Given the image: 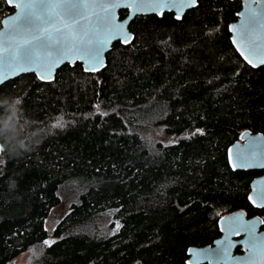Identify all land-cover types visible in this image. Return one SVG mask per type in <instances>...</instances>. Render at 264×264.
<instances>
[{"label": "trees", "instance_id": "1", "mask_svg": "<svg viewBox=\"0 0 264 264\" xmlns=\"http://www.w3.org/2000/svg\"><path fill=\"white\" fill-rule=\"evenodd\" d=\"M240 8L197 0L179 19L136 15L98 72L66 63L52 81L0 85V264L24 251L27 264H188L223 214L264 221L248 199L263 171L227 156L243 130L264 133V64L249 65L228 30ZM11 11L0 0V19ZM150 127L170 141L150 144ZM64 187L75 199L49 234ZM108 212L114 232L86 229Z\"/></svg>", "mask_w": 264, "mask_h": 264}, {"label": "water", "instance_id": "2", "mask_svg": "<svg viewBox=\"0 0 264 264\" xmlns=\"http://www.w3.org/2000/svg\"><path fill=\"white\" fill-rule=\"evenodd\" d=\"M241 8L237 12L236 20L229 24L228 30L230 32V39L233 46L240 54V56L251 66L258 67L264 63H260L264 60V0H240ZM7 4L12 7V11L4 15L0 19V34L8 31V24L5 21L11 22L12 18L18 15L21 11V6L24 3H28L29 0H6ZM48 3H55L57 0H47ZM73 3H78L83 7V12L86 17V22L90 27L97 28L94 21L98 16L107 15L104 10L114 0H71ZM120 7H117L115 11L114 25L117 30L122 26L123 35L127 37L124 39L123 36L113 38L107 47L101 54L102 63L97 67L90 66V63L86 58H81L78 55L69 54L68 58L59 64H56L49 70L33 68L31 71L19 72L17 75L10 76L9 78L0 82V85L10 79H13L20 74L33 73L36 77L45 82L52 81L55 77L56 71L63 64L74 65L76 62L82 65V68L86 72L96 73L106 65V55L110 51L112 45L116 41H120L124 44L130 42L133 38V33L129 29L130 22L136 15L146 14H158L155 11L150 10V5L147 3L144 5L143 11H137V0H119ZM197 5V0L194 5L185 4L181 6L177 4L172 10H165L164 12H172L175 17H181L184 12ZM125 9L127 14L124 17H120L119 11ZM56 12L60 13V18H64L63 8H56ZM163 12V13H164ZM162 13V14H163ZM249 16L256 17V24L251 28L249 32L245 34L242 29V25L245 23ZM53 25L52 27H55ZM45 27H48L45 25ZM105 33L102 28H97V35L103 36ZM19 39V37H18ZM236 43H233V41ZM239 45V47H237ZM0 47L8 48L9 41L3 36H0ZM243 53V55L241 54ZM5 53L0 52V56ZM247 57V59H245ZM251 61V63L249 62ZM41 76L44 78L42 79ZM245 153L249 159L242 161L240 154ZM227 156L229 163L234 170H249L259 169L264 170L261 164H264V133L256 132L253 133L250 130H243L239 139L234 141L227 149ZM243 165V166H242ZM248 199L252 205L256 208L264 207V173L255 176L250 182V190L248 192ZM237 219H242L246 223H255L256 230L255 235L257 240L255 242V248L249 244V236L243 231H235V224ZM262 219L258 215L248 217L242 210L233 211L230 213L223 214L218 219L220 235L216 237L212 243L203 246H189L187 249V263L188 264H264V228H262ZM48 233H52V227L47 226ZM231 232V234H230ZM225 240L232 243V247L229 249L227 256H217L215 253L217 249L224 247ZM238 249V250H237Z\"/></svg>", "mask_w": 264, "mask_h": 264}, {"label": "snow or ice", "instance_id": "3", "mask_svg": "<svg viewBox=\"0 0 264 264\" xmlns=\"http://www.w3.org/2000/svg\"><path fill=\"white\" fill-rule=\"evenodd\" d=\"M150 5V10L162 14L165 10H172L177 4L184 6L194 5L196 0H137V11H143L145 4ZM119 0H114L104 10L107 15L98 16L94 21L97 28H102L104 35H97V28L90 27L86 21L83 7L71 0H57L55 3H48L47 0H29L21 6L18 15L12 18L8 24V31L0 34L9 41L8 48L0 47V82L17 75L19 72H27L37 69L49 70L56 64L68 58L71 53L81 58H86L90 66L97 67L102 63L101 54L113 38L123 36L122 26L119 30L114 25L115 9L120 7ZM63 8L64 18L56 8ZM180 17L177 16V19ZM255 16H249L242 29L245 34L256 24ZM47 25L48 27H45ZM56 25L55 27H52ZM19 37V39H18ZM233 43H236L234 40ZM239 47V45H237ZM243 55V53H241ZM247 59V57H245ZM251 63V61H249ZM260 63H264L261 60ZM43 79L44 77L41 76ZM62 126V125H61ZM242 161L249 159L245 153L240 154ZM243 166V165H242ZM264 167V164L260 165ZM261 223H264L262 221ZM255 223H246L237 219L235 231H243L249 236V244L255 248L257 237L255 235ZM231 234V232H230ZM45 243H49L45 241ZM224 247L217 249V256H227L229 249L233 246L231 242H222Z\"/></svg>", "mask_w": 264, "mask_h": 264}, {"label": "rangeland", "instance_id": "4", "mask_svg": "<svg viewBox=\"0 0 264 264\" xmlns=\"http://www.w3.org/2000/svg\"><path fill=\"white\" fill-rule=\"evenodd\" d=\"M149 132H146V136L149 139L150 144L155 143L156 141H161L163 143H168L170 141V136L162 133L159 127H150ZM61 194V203L55 210L52 211L50 215V219L48 221V226L53 227L55 225V221L59 219L62 215H64L69 208L70 203L75 199L74 191L72 188L68 187L63 188ZM117 219L114 217L112 212L104 213L103 215L97 216L93 220V224L86 227V229H90L91 231H96L100 234H109L114 232L116 229ZM29 258V252L24 251L17 255L10 264H27Z\"/></svg>", "mask_w": 264, "mask_h": 264}, {"label": "flooded vegetation", "instance_id": "5", "mask_svg": "<svg viewBox=\"0 0 264 264\" xmlns=\"http://www.w3.org/2000/svg\"><path fill=\"white\" fill-rule=\"evenodd\" d=\"M262 171H263L262 173H264V170H262ZM262 173H261V174H262ZM259 175H260V174H259Z\"/></svg>", "mask_w": 264, "mask_h": 264}]
</instances>
